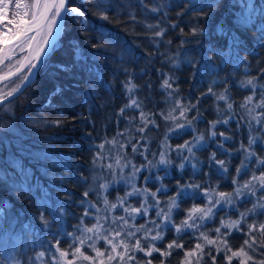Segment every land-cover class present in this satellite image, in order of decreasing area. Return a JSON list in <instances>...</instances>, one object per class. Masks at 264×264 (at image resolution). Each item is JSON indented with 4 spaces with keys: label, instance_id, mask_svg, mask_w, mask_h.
I'll return each mask as SVG.
<instances>
[{
    "label": "snow or ice",
    "instance_id": "1",
    "mask_svg": "<svg viewBox=\"0 0 264 264\" xmlns=\"http://www.w3.org/2000/svg\"><path fill=\"white\" fill-rule=\"evenodd\" d=\"M84 2L91 4L92 21L85 15L87 7L81 10L69 0H33L32 3L0 0V25L3 26L0 44L5 47L15 44L13 52L16 49L25 52V43L27 51H31L35 36L30 33L47 28L43 46L34 57L24 56L12 63V57L0 56V65L6 69L0 75V82H5L0 87V113L11 118L13 106L27 91L33 78L47 68L48 52L55 47L53 28L57 29L56 35L60 34L58 21L72 20L80 26L81 36L95 34V43H91L92 37L86 39L96 50L93 53L96 60L101 55L106 62L115 60V53L108 56L105 41L119 44V33L129 30L137 36L143 35L153 46V52L143 53L145 59H149L157 54L164 56L159 53L162 42L173 44L166 38L170 30L179 35V48L198 43L205 31L201 23L218 7L216 0L207 4L201 0H183V8L176 11L173 22L169 19L171 11L177 8L173 0ZM246 7L249 11L245 24L254 23L257 15L264 21V8L257 13L251 2ZM10 9H14L12 18H9ZM186 14L192 17L190 21L185 20ZM182 23L191 25L187 32L181 27ZM137 27L140 32H136ZM259 27L264 36V22ZM47 37H53L52 44ZM17 41L23 42L16 44ZM73 47L79 59H84L79 55V44ZM133 48H139V45L129 42V51ZM255 61L254 73L252 61H241L246 78L235 83L248 94L240 101L232 98L227 86L229 77L220 82L225 85L220 93L213 90L212 85L217 83L214 80L200 96L192 95L193 86L189 96L183 97L176 95L180 88L175 78L159 73V89L166 105L163 108L157 107L151 96L138 95L145 88L151 90L150 81L143 86L137 85L133 73L121 68L126 74V78L119 81L124 102L101 123L102 132L97 133L100 142L89 146V150H94L93 168L103 171L93 176L95 187L84 191L78 201L71 200V193L65 194L70 200L69 207L75 204L81 208L72 230L64 227L65 206L52 207L46 199L29 197V203L36 200V211L32 215L44 236L23 252L16 246L11 252L0 250V264H173L174 253L179 257L176 264H264V60L257 56ZM57 67L62 71L71 70L63 64ZM196 74L193 73V78ZM116 79L114 72L113 81ZM108 85L113 86L112 81ZM59 92L57 86L53 95ZM209 96L214 98L217 119L207 121L206 139L197 126L205 121L200 104ZM116 98L113 94L112 99ZM96 99L93 95L94 108L89 109L90 114L93 110L103 113L107 107V104H95ZM145 101L151 103L152 108H147ZM48 102L51 104V97ZM219 102L224 103L223 109ZM225 113L226 118H222ZM79 119L96 130L90 115ZM232 122L235 123L232 135L218 132V125H224L232 132ZM51 123L57 127L61 125L59 120ZM162 124L165 128L163 138L157 140L158 150L152 151L150 145L154 138L151 133L158 132ZM110 126L115 132L109 138L107 129ZM4 127L0 123V129ZM86 135L91 138L92 133ZM184 135L190 139L176 145L171 143L172 139ZM218 135L219 140L216 139ZM209 142L227 156V159H218L217 151H211L207 158V167L224 181L223 187L229 189L227 191L222 190L221 184L214 183L208 173L201 171L204 162L199 161L195 150L206 149ZM226 142L232 147H226ZM173 154L180 161L175 165L181 173L180 179H183L186 165L193 170L191 181L180 183L178 179L174 191L163 183L174 164ZM137 158L139 163L134 162ZM233 159H238L237 165H232ZM161 166L164 176L159 175ZM197 173L203 178L202 182H197ZM79 179L86 180L83 176ZM150 184L155 186L154 191ZM90 193L95 201L89 198ZM113 194L114 198L110 199ZM189 201L190 207L181 206ZM2 217L3 210L0 209ZM236 240L239 243L234 244Z\"/></svg>",
    "mask_w": 264,
    "mask_h": 264
},
{
    "label": "trees",
    "instance_id": "2",
    "mask_svg": "<svg viewBox=\"0 0 264 264\" xmlns=\"http://www.w3.org/2000/svg\"><path fill=\"white\" fill-rule=\"evenodd\" d=\"M69 2L81 7V10L87 7L85 15L90 21L94 19L90 15L93 10L91 4L86 5L84 0ZM201 2L207 4L211 0ZM249 2L255 6L257 13L264 8V0H216L218 7L212 10L200 25L205 31L199 37L198 43L193 42L179 48L180 37L170 30L166 38L171 39L173 44L165 45L162 42L159 53H163L164 56L157 54L155 58L149 59H145L143 53L153 52V46L143 35L137 36L129 30L127 33L123 31L119 33V44L105 41L108 56L111 57L115 53V60L109 59L106 62L103 55L96 60L93 58L96 50L89 46L86 39L92 37L91 43H95V34L85 33L81 36L80 26L70 19L65 20L61 38L54 49L48 52L47 68L39 72L27 91L13 106L14 115L11 118L6 113H0V123L5 125L0 129V209L3 210V217L0 218V250L11 252L13 246H16L23 252L43 238L44 233L32 215L36 211V200L29 203V197L46 199L52 207L65 206L67 214L64 227L68 231L72 230L71 226L76 223V215L80 214L81 208L75 204L69 207L70 200L65 194L71 193V200L78 201L84 191L89 187H95L93 176L101 170L93 168L91 161L94 150H89V146L100 142L97 133L102 132L101 123L106 117H111L124 102L119 81L124 80L126 74L121 72V68H127L133 73L137 85L143 86L151 82V90L145 88L138 95L151 96L159 108L166 106L159 89L161 83L159 73L174 77L180 88L176 95L183 97L189 96L193 86L195 91L192 95L200 96L214 80L217 83L212 85L213 90L220 93L225 87L220 82L225 77H229L227 86L233 99L240 101L248 94L246 90L238 89L235 83L246 78L241 61H252L254 73L255 58L259 56L264 60V47H261L264 44V36L261 35L259 27L264 21L257 15L254 23H244L249 11L246 5ZM173 3L177 8L171 11L169 19L175 22L176 11L182 10L183 0H173ZM191 19L192 17L186 14L185 20ZM190 26L181 24L185 32ZM140 31L141 29L137 27L136 32ZM129 42H134L139 48H133L130 52ZM77 43L79 55L84 59H79L73 47ZM189 61L192 64H189ZM59 64L66 65L71 70L62 71L57 67ZM5 70L4 67L0 69V74ZM114 72L117 79L113 81ZM142 72L147 74L141 75ZM194 72L197 73L195 78ZM109 81H112L113 86L108 85ZM57 86L60 92L53 95ZM113 94L117 97L114 100ZM93 95L97 97L95 104H107L103 113L95 110L89 113V109L94 108ZM49 97L51 104L48 102ZM145 103L147 108H152L151 103L147 101ZM219 103L223 109L224 103ZM214 107V98L211 96L201 101L200 108L205 121L197 127L200 132L205 133L206 139L207 121L217 119ZM89 115L96 123L95 131L79 119L80 116ZM222 118H226V113ZM56 120L61 121L59 127L51 123ZM231 126L232 132H228L224 125H218L217 130L232 135L235 132V123L232 122ZM164 131L162 124L158 132L151 133L154 138L152 145L156 150L157 140L163 138ZM88 132L92 133L91 138L86 135ZM114 132L113 126L107 129L109 138ZM182 138L172 139V142L177 143L183 140ZM225 146L232 147L230 143H226ZM211 151H217L218 159H226V156L219 153L215 145L209 142L206 149L196 150L197 158L204 162V167L201 168L200 164H197V167L208 173L214 183L221 184L222 190L227 191L229 189L223 187L224 181L219 180L207 167V158ZM171 158L174 164L169 168L170 175L165 177L163 183L174 191V185L181 176L175 165L180 161L175 154ZM237 164L238 159H233L232 165ZM192 173L191 167L186 165L180 183L191 181ZM159 174L164 175L163 169ZM80 176L86 180H80ZM202 179L197 173V182H202ZM149 186L154 188L151 184ZM114 195L110 197L113 199ZM89 198L95 201L91 193ZM181 206L190 207L191 201ZM233 243L237 244L239 240ZM178 260L179 257L174 253L173 264Z\"/></svg>",
    "mask_w": 264,
    "mask_h": 264
},
{
    "label": "water",
    "instance_id": "3",
    "mask_svg": "<svg viewBox=\"0 0 264 264\" xmlns=\"http://www.w3.org/2000/svg\"><path fill=\"white\" fill-rule=\"evenodd\" d=\"M64 24H65V20L64 21H60V26H59V35H56V32L53 33V36L55 38V44L57 43V41L61 38L62 36V32H63V28H64ZM45 28V27H44ZM44 28H41L40 30L44 29ZM22 41H17L16 44H20ZM53 43V37H49V44H52ZM16 47L15 44H8L7 47H5V45L1 44V47H0V56H10L12 57V60L15 59V57L17 56V54H15V52H13L12 50ZM25 52L21 53V54H25L24 56H29V57H33L31 56L30 52L27 51V47H25ZM47 51V49H46ZM44 57L42 56V59ZM8 61H6L5 63H7ZM4 66L3 65H0V69H2ZM26 71V69H25ZM35 78V77H34ZM33 78V79H34ZM13 79H15L13 77ZM3 83L5 82H0V86L3 85Z\"/></svg>",
    "mask_w": 264,
    "mask_h": 264
},
{
    "label": "rangeland",
    "instance_id": "4",
    "mask_svg": "<svg viewBox=\"0 0 264 264\" xmlns=\"http://www.w3.org/2000/svg\"><path fill=\"white\" fill-rule=\"evenodd\" d=\"M27 2H29V3H32L33 2V0H27ZM14 11V9H10V12H9V18H12V12ZM30 16H31V13L29 14V18H30ZM3 28V26L2 25H0V29H2ZM46 32H47V30H46ZM45 38H46V34H45ZM44 38V39H45ZM0 47H1V44H0ZM25 47H27V44L25 43ZM15 54H17V56L15 57V59H13L11 62L12 63H15V61H16V59L17 58H23L24 57V55L25 54H21L20 52H19V49H16V51H15ZM14 70V69H13ZM0 75H2V74H0ZM0 87H2V85L0 86ZM227 135V134H226ZM183 137V138H182ZM181 138L183 139V140H181V141H178L177 143L176 142H172V140H171V143L173 144V145H176V144H180V143H183V141L185 140V139H190V136H186V135H184V136H182ZM217 140H218V136H217V138H216ZM221 139V138H220ZM226 143H228V142H226ZM226 145V144H225ZM227 147V146H226ZM150 148H151V150L152 151H157L156 149H155V146H153L152 144L150 145ZM196 151V150H195ZM220 153V152H219ZM222 154V153H221ZM223 155H225V154H223ZM226 156V155H225ZM152 157H149V159H151ZM157 159H158V157H157ZM226 159H227V156H226ZM177 160V159H176ZM136 161H139V158H137L134 162H136ZM136 163H138V162H136ZM163 169V166H161V170ZM100 170V169H99ZM102 171V170H101ZM160 175V174H159ZM161 176H164V175H161ZM150 187V186H149ZM152 188V187H151ZM152 190L154 191L155 190V186H154V188H152ZM123 194V193H122ZM121 194V195H122ZM110 199H112V197H109ZM114 198V197H113ZM161 199L163 200L164 199V197H161ZM234 218V217H233ZM155 264V263H154Z\"/></svg>",
    "mask_w": 264,
    "mask_h": 264
},
{
    "label": "bare ground",
    "instance_id": "5",
    "mask_svg": "<svg viewBox=\"0 0 264 264\" xmlns=\"http://www.w3.org/2000/svg\"><path fill=\"white\" fill-rule=\"evenodd\" d=\"M58 24L60 26V21H58ZM46 30H47V28L45 27L44 29L39 30L38 32L30 33V35L35 36V41L32 43V49H31V51H28V52H30L31 56L34 57L36 55L38 48L43 46V40L45 38ZM56 31H57V29L53 28V33H55ZM47 39L49 40V37H47Z\"/></svg>",
    "mask_w": 264,
    "mask_h": 264
}]
</instances>
